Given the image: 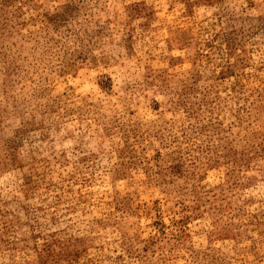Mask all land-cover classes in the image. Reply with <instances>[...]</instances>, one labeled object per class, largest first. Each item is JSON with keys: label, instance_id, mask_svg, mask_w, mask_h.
Masks as SVG:
<instances>
[{"label": "rangeland", "instance_id": "obj_1", "mask_svg": "<svg viewBox=\"0 0 264 264\" xmlns=\"http://www.w3.org/2000/svg\"><path fill=\"white\" fill-rule=\"evenodd\" d=\"M0 264H264V0H0Z\"/></svg>", "mask_w": 264, "mask_h": 264}]
</instances>
